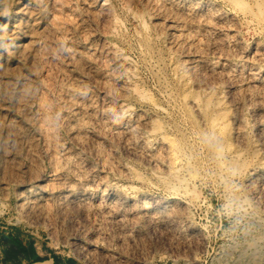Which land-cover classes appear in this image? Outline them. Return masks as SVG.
I'll list each match as a JSON object with an SVG mask.
<instances>
[{"label": "rangeland", "instance_id": "1", "mask_svg": "<svg viewBox=\"0 0 264 264\" xmlns=\"http://www.w3.org/2000/svg\"><path fill=\"white\" fill-rule=\"evenodd\" d=\"M0 60V257L264 264V0H0Z\"/></svg>", "mask_w": 264, "mask_h": 264}, {"label": "bare ground", "instance_id": "2", "mask_svg": "<svg viewBox=\"0 0 264 264\" xmlns=\"http://www.w3.org/2000/svg\"><path fill=\"white\" fill-rule=\"evenodd\" d=\"M22 6H23V5H22ZM19 8L21 9L20 12H21V13H24V10H25L26 8H28V7H26V8L22 7V8H21V6H19ZM19 8H17V10H18ZM28 10H29V8H28ZM31 12H32V9H31ZM33 12H34V11H33ZM14 13H15V12H14ZM21 13H20V14H21ZM29 14H30V13H29ZM4 15H5V14H4ZM22 15H23V14H22ZM22 15H21V16H22ZM27 15H28V13H27ZM7 16H8V15H7ZM19 16H20V15H19ZM33 16H34V15H33ZM33 16H32V17H33ZM30 17H31V16H30ZM26 18H27V17H26ZM28 18H29V17H28ZM33 18H34V17H33ZM24 19H25V18H24ZM30 19H31V18H30ZM11 20H12V22H13V23L11 24V26H12L11 29H12V33H13V34H12L11 41H10L8 44H9V49L16 50V49L21 45V42H22L23 39H24L23 36H24L25 34H28V33H27V30H26V26H27V25L25 26V23H26V22L23 23L24 25H23V24H21V25H18V24H17V22H19V20H18V18H17V14H15L14 16H12V17H11ZM17 20H18V21H17ZM20 21H21V20H20ZM29 23H30V22H29ZM32 23L34 24V22H31L30 24H32ZM30 24H29V25H30ZM29 25H28V27H30ZM36 25H37V23H36ZM36 25H35V26H36ZM9 26H10V25H9ZM33 26H34V25H33ZM36 27H37V26H36ZM30 28L32 29V25H31ZM27 29H28V28H27ZM10 31H11V30H10ZM10 31H8V32H10ZM29 31H30V29H29ZM10 34H11V33H10ZM8 35H9V34H8ZM25 38H26V37H25ZM31 41L33 42V40H31ZM29 44H31V42H30ZM29 44H28V46H30ZM22 45H23V43H22ZM31 46H32V45H31ZM31 46H30V47H31ZM26 47H27V46H26ZM21 48L26 49L24 46L21 47ZM21 48H20V49H21ZM18 49H19V48H18ZM32 49H33V48H32ZM22 50H23V49H22ZM20 51H21V50H20ZM20 51H19V52H20ZM25 51H26V50H25ZM16 52H17V51H16ZM19 52H17V53H19ZM14 53H15V52H14ZM21 53H22V52H21ZM22 54H23V53H22ZM22 54H18V55H22ZM26 54H27V52H26ZM26 54L24 55V57L26 56ZM16 55H17V54H16ZM18 55H17V56H18ZM17 56H15L13 60L17 59ZM22 56H23V55H22ZM18 58H19V57H18ZM22 59H24V58H22ZM0 61H2V60H0ZM9 62H10V61H9ZM0 64H1V63H0ZM220 123H222V122H220ZM224 123H225V122H224ZM212 124H214V122H212ZM223 125H224V124H220V126H223ZM213 126L216 128L217 125L215 124V125H213ZM217 128H218V126H217ZM219 128H220V127H219ZM222 129H223V128H222ZM212 130H213V129H212ZM214 130H215V129H214ZM217 130H218V129H217ZM219 132L221 133L220 130L218 131V133H219ZM216 135H217V133H216ZM218 146H220V145H218ZM220 147L222 148V146H220ZM174 150H175V149H174ZM223 150H225V149H223ZM175 151L177 152V150H175ZM175 151H174V152H175ZM176 152H175V153H176ZM172 153H173V152H172ZM175 153H173V154H175ZM176 154H178V152H177ZM173 156H174V158H171V162H173V161L177 162L176 160H177L178 157L175 156V155H173ZM173 156H172V157H173ZM178 156H179V155H178ZM173 159H174V160H173ZM178 159H180V158H178ZM180 161H181V159H180ZM188 162H189V161H188ZM173 163H174V162H173ZM185 163H186V162H185ZM175 164H176V163H175ZM178 180H179V179H178ZM180 181L183 182L182 180H180ZM163 217H165V216H163ZM163 219H164V218H163ZM160 221H162V220H160ZM48 259H50V258H48ZM49 261H50V264H51V259H50ZM32 264H47V263H45V262H44V263H43V262H33Z\"/></svg>", "mask_w": 264, "mask_h": 264}, {"label": "clouds", "instance_id": "3", "mask_svg": "<svg viewBox=\"0 0 264 264\" xmlns=\"http://www.w3.org/2000/svg\"><path fill=\"white\" fill-rule=\"evenodd\" d=\"M207 142L214 145L219 142V138L210 136ZM249 208L236 201H230V206L225 207L222 211V218L229 223L232 231L238 232L243 226L245 220L248 219Z\"/></svg>", "mask_w": 264, "mask_h": 264}, {"label": "crops", "instance_id": "4", "mask_svg": "<svg viewBox=\"0 0 264 264\" xmlns=\"http://www.w3.org/2000/svg\"><path fill=\"white\" fill-rule=\"evenodd\" d=\"M24 249L26 252L21 254L17 260H10L6 258L5 256L0 257V264H32L33 262H45L47 264H50V259H51V264H55L54 260L52 258L50 259H38L39 257L37 255H40V252L38 249L33 248L32 246H24ZM1 253H4V247L2 246L1 248Z\"/></svg>", "mask_w": 264, "mask_h": 264}]
</instances>
